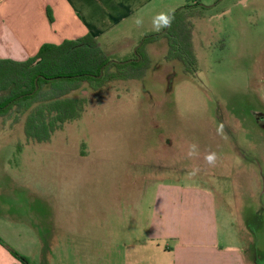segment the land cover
<instances>
[{
	"label": "rangeland",
	"instance_id": "1",
	"mask_svg": "<svg viewBox=\"0 0 264 264\" xmlns=\"http://www.w3.org/2000/svg\"><path fill=\"white\" fill-rule=\"evenodd\" d=\"M200 1L211 8L193 21L194 79L164 60L159 41L145 47L152 65L142 81L83 85L85 113L49 143H28L23 125L0 119V238L10 248L71 264L74 245L92 242L86 231L102 242L96 230L109 225L117 240L119 226L131 231L135 214L157 207L166 184L173 209L189 208L191 191L211 193L220 244L264 264V129L255 120L264 112V0Z\"/></svg>",
	"mask_w": 264,
	"mask_h": 264
},
{
	"label": "crops",
	"instance_id": "2",
	"mask_svg": "<svg viewBox=\"0 0 264 264\" xmlns=\"http://www.w3.org/2000/svg\"><path fill=\"white\" fill-rule=\"evenodd\" d=\"M182 6L179 0H0V61L23 63L45 45L87 36L108 56L124 59L146 34L161 31L168 16ZM161 186L165 191L156 195L157 207L144 217L135 214L131 231L119 226L117 240L109 225L105 232L96 230L103 234L102 242L88 236L94 230L86 231L82 238L92 242L72 246L78 258L71 264H250L242 250L220 244L211 193L191 191V200H186L190 207L173 209L175 188ZM31 255L27 258L34 264L54 262L50 255L38 262ZM0 264L20 263L0 245Z\"/></svg>",
	"mask_w": 264,
	"mask_h": 264
},
{
	"label": "trees",
	"instance_id": "3",
	"mask_svg": "<svg viewBox=\"0 0 264 264\" xmlns=\"http://www.w3.org/2000/svg\"><path fill=\"white\" fill-rule=\"evenodd\" d=\"M206 10L200 0H186L168 16L167 29L166 21L161 31L146 34L137 44V53L123 61L108 56L91 36L45 45L23 63L0 61V119L23 125L28 143H49L56 132L85 113V98L80 97L83 85H87L84 91H98L117 81H142L152 65L145 47L159 41L167 43L164 60L178 62L183 75L194 79L199 64L193 48V21ZM0 245L20 264H34L1 238Z\"/></svg>",
	"mask_w": 264,
	"mask_h": 264
},
{
	"label": "flooded vegetation",
	"instance_id": "4",
	"mask_svg": "<svg viewBox=\"0 0 264 264\" xmlns=\"http://www.w3.org/2000/svg\"><path fill=\"white\" fill-rule=\"evenodd\" d=\"M264 110V108H263ZM255 120L256 123L260 126V128L264 129V112L259 113V114H255Z\"/></svg>",
	"mask_w": 264,
	"mask_h": 264
},
{
	"label": "water",
	"instance_id": "5",
	"mask_svg": "<svg viewBox=\"0 0 264 264\" xmlns=\"http://www.w3.org/2000/svg\"><path fill=\"white\" fill-rule=\"evenodd\" d=\"M207 8H211V7H207ZM169 23H170V18L168 19V21H167V25H166V29L169 27ZM165 29V30H166ZM137 48L134 50V53L136 54L137 52ZM140 59L138 58V61H139ZM102 76V74L100 75V77Z\"/></svg>",
	"mask_w": 264,
	"mask_h": 264
}]
</instances>
